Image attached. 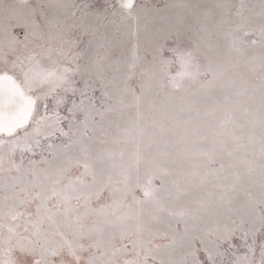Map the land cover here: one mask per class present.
Returning <instances> with one entry per match:
<instances>
[{"label":"rangeland","instance_id":"rangeland-1","mask_svg":"<svg viewBox=\"0 0 264 264\" xmlns=\"http://www.w3.org/2000/svg\"><path fill=\"white\" fill-rule=\"evenodd\" d=\"M84 2L0 0V66L5 53L12 59L14 52L26 54L25 47L37 53L43 50L41 45L46 49L51 43L56 48L59 41H49V34L56 37L63 25L82 24L89 34H82L79 26L71 33L78 38L76 50L84 53L81 65H87L93 75L102 74L105 80H113L107 88L109 98L102 109L103 119L93 114L86 125L77 123L72 132L65 122L63 127L69 136L57 133L42 139V148L35 149V154H25L19 173L7 170L9 159L20 164L19 152L9 157L8 147L0 148V156L6 161L0 167V212L12 204L35 218L39 201L20 204V189L33 180L31 173H36L37 189L33 191L39 190L41 184L48 186L56 178L57 168L65 166V156L80 158L81 148L86 147L94 168L102 171L105 179L110 175L114 186L124 188L120 183L122 172L128 171L127 195L115 197L122 201L118 214L130 216L124 222L127 230L141 225L145 239L160 246L159 259L180 260L183 249L179 240L174 247H166L171 245L173 236L179 235L174 228L179 227L182 232L186 224L202 233L226 217L235 219L251 202H258L264 192V45L251 43L258 39L264 23V0H136L144 6L145 14L135 24L110 14L102 21L91 17L81 20L82 13L77 12L73 18V9L59 7ZM89 2L103 11L118 0ZM133 28L138 29L136 37L131 34ZM245 30L250 35L245 36ZM134 43L139 61L133 78L127 81L131 90L124 91V72L132 59ZM161 46L163 57L174 61L167 68L170 74L175 75L179 69L169 51L171 47L191 51L193 64L202 74L194 80L183 79L179 88L173 87L157 54ZM70 139L74 143L66 152L57 147ZM48 144L54 147L48 149ZM205 153L214 155L212 163ZM29 160L36 161L35 165ZM81 172L82 167L73 165L66 175L75 177ZM212 172L220 177L219 181L205 175ZM234 174L240 179L236 180ZM149 177L157 195L173 212L186 213L183 218L157 213L154 204L145 201L140 185H146ZM87 179L91 182V177ZM218 183H235L236 189L229 191L224 200H217ZM65 184L67 179H62L59 187ZM6 196L11 199L5 200ZM112 200L105 190L99 199L93 198L92 208L111 205ZM201 201L210 202L209 207L199 209ZM55 202H48V207ZM83 205V200L70 201L73 214L85 213ZM112 211L109 207L108 212ZM154 215L157 218L153 219ZM109 218L113 225H119L115 217ZM103 220L94 212L81 215L86 232L105 226ZM149 232L154 235L148 236ZM114 243L121 245L119 233Z\"/></svg>","mask_w":264,"mask_h":264},{"label":"snow or ice","instance_id":"snow-or-ice-1","mask_svg":"<svg viewBox=\"0 0 264 264\" xmlns=\"http://www.w3.org/2000/svg\"><path fill=\"white\" fill-rule=\"evenodd\" d=\"M59 7L73 9L70 13L73 18H76L77 12L82 13L81 20L91 17L102 21L110 14L113 17L119 15L121 20H131L135 24L145 14L144 6L138 5L136 0H118L117 4H108L103 11L89 0L83 4H64ZM77 26L82 27V34H89L88 28L82 24L63 25V30L56 37L51 34L48 36L49 41L58 39L56 48L51 43L46 49L41 45L43 50L37 53L25 47L26 54L14 52V58L9 59L5 53L3 57V66H0V148L7 146L9 157L15 156L17 152L20 154V164L11 159L7 161L10 165L8 171L14 169L19 173L25 154H35V149L42 148V139L47 140L57 133L67 137L77 123L86 125L93 114L99 115L101 119L105 115L102 109L109 98L107 88L113 80H105L102 74L93 75L87 65H81L84 53L76 50L78 38L71 35ZM92 34H95L94 31ZM131 34L136 37L138 29L133 28ZM244 35L248 36L250 32L245 30ZM251 43L264 45V23L259 29L258 39H252ZM136 47L134 43L132 59L126 64L124 91L131 90L127 87V81L133 78L138 65ZM169 51L179 65L175 75L167 71L174 61L163 57L162 46L157 48L164 75L173 87L179 88L183 79L194 80L202 74L199 67L193 64L191 51H181L178 47H171ZM64 112L67 114H62ZM65 122L69 132L64 130ZM73 143L70 139L68 143L57 147L66 152ZM53 147V144L47 145L48 149ZM205 155L209 156V163H212L214 155ZM5 162L4 156H0V167ZM35 163L29 160V164ZM64 165L57 168L56 178L48 186L41 184L39 190L33 191L37 189L36 173L33 171V180L27 181L20 189L23 193L20 204L39 201L35 218L31 213L18 211L12 204L6 205V211L0 212V264H264V192L258 202H251L248 209L235 219L226 217L202 233L195 226L189 228L186 224L182 232L179 227L174 228L173 231L179 235L173 236L171 245L166 247H174L179 240L183 254L180 260L165 262L158 257L160 246L153 244L151 239H145L141 225L137 224L133 231H128L124 222L130 216L118 214L122 201L115 197L121 193L127 195V169L122 172L123 179L120 181L124 188H120L114 186L110 175L105 179L103 172L94 168L86 147L81 148L80 158L66 155ZM73 165L82 167L83 172L75 177L67 176ZM228 167L233 165L230 163ZM223 169L224 165L221 164V172ZM205 175L220 180L215 172ZM234 176L236 180L240 179L238 175ZM88 177H91V182ZM62 179H67V184L60 188ZM217 187L220 188V194L216 199L224 200L229 191H235L236 184L218 183ZM140 188L145 201H151L157 213L181 218L186 215L184 211L173 212L165 204L164 198L157 195L158 190L152 187V177ZM105 190L113 197L112 204L92 208L93 198L99 199ZM9 199L11 197H5V200ZM73 199L84 201L85 213L73 214L74 210L70 206ZM52 200L56 202L50 208L48 202ZM225 202L230 203V200ZM136 203L141 201L137 200ZM209 203L201 201L199 209H206ZM109 207L113 209L111 213L108 212ZM88 212L103 216L102 224L107 227L101 226L94 232H86L81 215H87ZM110 216L115 217L119 225H113ZM117 233L122 241L119 247L114 243ZM152 235L148 233V236ZM161 235L166 236V233ZM85 239L89 241L87 244L83 242ZM124 240L127 243H123Z\"/></svg>","mask_w":264,"mask_h":264}]
</instances>
